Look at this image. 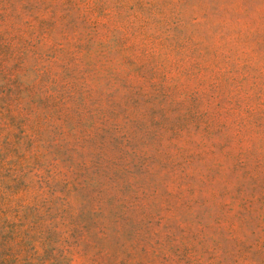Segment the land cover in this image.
Listing matches in <instances>:
<instances>
[{
  "label": "rangeland",
  "instance_id": "rangeland-1",
  "mask_svg": "<svg viewBox=\"0 0 264 264\" xmlns=\"http://www.w3.org/2000/svg\"><path fill=\"white\" fill-rule=\"evenodd\" d=\"M0 264H264V0H0Z\"/></svg>",
  "mask_w": 264,
  "mask_h": 264
}]
</instances>
